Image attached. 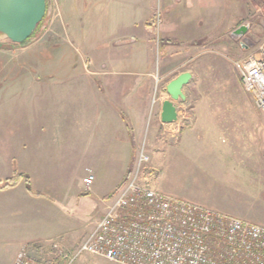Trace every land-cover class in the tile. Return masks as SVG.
<instances>
[{"label": "crops", "instance_id": "0c3cea01", "mask_svg": "<svg viewBox=\"0 0 264 264\" xmlns=\"http://www.w3.org/2000/svg\"><path fill=\"white\" fill-rule=\"evenodd\" d=\"M142 29L132 40L128 63L134 70L123 72L116 54L85 59L86 70L80 75L83 89L89 93L83 107L87 120L75 119V105H53L51 110L64 112L62 117L19 119L20 135L14 141L18 145H11L15 143L10 136L1 137L9 145L0 152V264H13L24 246L37 254H52L55 244L59 249L73 248L77 243H71L61 231L75 203L93 191L105 190L98 194L105 201L104 214L108 198L124 181L146 137L156 75L164 82V91L183 73L189 72L192 79L183 89V103L191 118L188 125L175 135L163 133L162 105L169 99L163 94L147 134L155 188L167 196L264 226V113L251 102L238 71L230 72L214 100L198 66L184 69L182 45L166 44L155 67L151 28ZM15 47L0 34V51H14ZM22 76L21 70H1L0 82ZM2 91L0 100L10 92ZM94 139L95 149L103 150L99 146L109 144L112 160L107 172L101 170L100 160L91 164ZM76 149L83 159L77 164ZM90 173L95 181L103 173L104 182L98 188L93 183L87 190L83 180ZM18 175L22 176L18 182L8 185Z\"/></svg>", "mask_w": 264, "mask_h": 264}, {"label": "rangeland", "instance_id": "374dc122", "mask_svg": "<svg viewBox=\"0 0 264 264\" xmlns=\"http://www.w3.org/2000/svg\"><path fill=\"white\" fill-rule=\"evenodd\" d=\"M145 26L151 28L154 66L159 65L166 44L182 45L184 69H195L197 65L216 100L217 88L229 80L230 72L238 71L237 62L264 49V0H52L51 12L30 39L22 44L12 43L16 46L14 51H0V71L23 72L20 79L0 82V91H10L0 100V121L5 122L0 125V152L9 145L2 136H10L15 143L11 145H18L14 141L20 135L19 119L62 117L64 112L51 110L53 105H75V119L87 120L83 107L89 93L83 89L80 75L86 70L85 59L90 55L98 58L116 54L122 60L123 72L134 70L128 63L132 40ZM241 29L244 31L239 33ZM162 86L165 84L160 78L159 87ZM176 102L190 115L186 103ZM251 102L254 103L252 97ZM97 116L92 120V135ZM94 141L91 164L100 160L101 170L107 172L112 160L109 144L99 146L103 148L100 150L95 149L98 146ZM99 154L101 159L97 158ZM81 160V152L76 149L74 161L77 164ZM99 178L94 181L95 188L104 182V174ZM101 192L93 191L75 203L61 231L71 243H77L73 248L52 254L31 252L32 256L51 264H68L79 240L91 232L103 215L105 201L98 197ZM72 264L116 263L86 254Z\"/></svg>", "mask_w": 264, "mask_h": 264}, {"label": "built area", "instance_id": "2783aa9c", "mask_svg": "<svg viewBox=\"0 0 264 264\" xmlns=\"http://www.w3.org/2000/svg\"><path fill=\"white\" fill-rule=\"evenodd\" d=\"M236 67L245 92L264 113V49L240 59ZM154 79L146 137L103 216L73 251L68 264L86 254L116 264H264V226L167 196L155 188L147 134L163 94L170 97L159 87V75ZM176 104L177 121L162 125L164 134L179 133L191 120L183 105L179 109ZM94 181L90 173L83 184L90 190ZM53 251H60L57 244ZM13 264L51 263L34 258L24 246Z\"/></svg>", "mask_w": 264, "mask_h": 264}, {"label": "water", "instance_id": "95a60500", "mask_svg": "<svg viewBox=\"0 0 264 264\" xmlns=\"http://www.w3.org/2000/svg\"><path fill=\"white\" fill-rule=\"evenodd\" d=\"M52 0H0V34L14 44H22L32 37L46 14L51 12ZM244 29L239 31L242 32ZM192 79L183 73L167 86L169 100L163 102L161 121L172 124L177 121L175 102L185 101L183 89Z\"/></svg>", "mask_w": 264, "mask_h": 264}, {"label": "trees", "instance_id": "16d2710c", "mask_svg": "<svg viewBox=\"0 0 264 264\" xmlns=\"http://www.w3.org/2000/svg\"><path fill=\"white\" fill-rule=\"evenodd\" d=\"M40 24H41V23H40ZM40 24H39V25H40ZM39 25H38V26H39ZM21 177H22V176L18 175V176H16V177L12 178V179L9 181L8 185H12V184L17 183L18 180H19ZM8 185H7V186H8ZM113 195H114V193H113L108 199H110Z\"/></svg>", "mask_w": 264, "mask_h": 264}]
</instances>
